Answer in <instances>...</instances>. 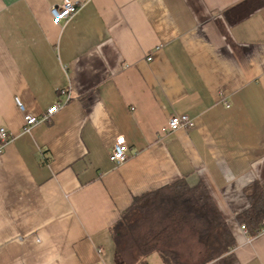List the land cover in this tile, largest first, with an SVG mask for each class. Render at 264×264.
<instances>
[{
	"label": "crops",
	"instance_id": "crops-1",
	"mask_svg": "<svg viewBox=\"0 0 264 264\" xmlns=\"http://www.w3.org/2000/svg\"><path fill=\"white\" fill-rule=\"evenodd\" d=\"M63 1L0 0V264H125L113 227L178 183L205 187L235 239L209 264H264L239 219L264 191V0H70L56 25ZM174 115L193 127L167 131Z\"/></svg>",
	"mask_w": 264,
	"mask_h": 264
},
{
	"label": "trees",
	"instance_id": "trees-1",
	"mask_svg": "<svg viewBox=\"0 0 264 264\" xmlns=\"http://www.w3.org/2000/svg\"><path fill=\"white\" fill-rule=\"evenodd\" d=\"M247 195L250 208L239 219L255 237L264 223V191L255 184ZM112 236L125 264L145 263L153 252L167 264H209L235 245L207 189L184 183L135 199L113 227Z\"/></svg>",
	"mask_w": 264,
	"mask_h": 264
},
{
	"label": "built area",
	"instance_id": "built-area-1",
	"mask_svg": "<svg viewBox=\"0 0 264 264\" xmlns=\"http://www.w3.org/2000/svg\"><path fill=\"white\" fill-rule=\"evenodd\" d=\"M80 5L74 3L70 0H64L63 3L59 6H53L51 8V15L53 21L56 25H62L68 22L79 10ZM150 60V59H149ZM65 93V92H64ZM63 93V94H64ZM70 97L68 96V100ZM17 105L20 107L22 111H24V106L20 102L19 99H16ZM62 103H58L54 105L51 109H49L45 114L41 117H35L32 115H25V126L24 131L29 132L32 127L36 126L39 123L50 121V119L62 108ZM193 127V121L186 115H174L169 119L167 125V131L175 132L179 129H190ZM9 142V136L7 131L4 128L0 129V153L5 148L7 143ZM128 144L125 138L120 137L117 139L113 151L111 153L112 162L118 167L122 165L128 158ZM242 230L247 233L246 226H242ZM264 234V223L263 229L257 234Z\"/></svg>",
	"mask_w": 264,
	"mask_h": 264
},
{
	"label": "rangeland",
	"instance_id": "rangeland-1",
	"mask_svg": "<svg viewBox=\"0 0 264 264\" xmlns=\"http://www.w3.org/2000/svg\"><path fill=\"white\" fill-rule=\"evenodd\" d=\"M156 223H157V222H155V223L152 224V228H153V229H155V228L158 227V224H156ZM155 230H156V229H155ZM164 231H165V230H164ZM162 232H163V230L161 231V233H162Z\"/></svg>",
	"mask_w": 264,
	"mask_h": 264
}]
</instances>
